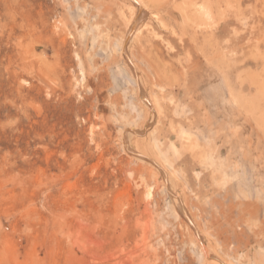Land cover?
<instances>
[{
	"label": "rangeland",
	"instance_id": "obj_1",
	"mask_svg": "<svg viewBox=\"0 0 264 264\" xmlns=\"http://www.w3.org/2000/svg\"><path fill=\"white\" fill-rule=\"evenodd\" d=\"M142 251L264 264V0H0V264Z\"/></svg>",
	"mask_w": 264,
	"mask_h": 264
},
{
	"label": "bare ground",
	"instance_id": "obj_2",
	"mask_svg": "<svg viewBox=\"0 0 264 264\" xmlns=\"http://www.w3.org/2000/svg\"><path fill=\"white\" fill-rule=\"evenodd\" d=\"M139 4H141L140 2H139ZM201 7V9H204L205 7L202 5V6H200ZM141 8H142V4H141ZM208 8V7H207ZM204 12H205V10H204ZM207 12V11H206ZM206 12H205V14H206ZM204 14V15H205ZM207 15H209V14H207ZM185 18V17H184ZM183 18V19H184ZM208 18V17H207ZM190 19V18H189ZM185 20V19H184ZM184 20H182V21H184ZM186 20H188V18L186 19ZM181 21V22H182ZM188 21H190V20H188ZM162 22V21H161ZM208 24V23H207ZM165 25V24H164ZM163 25V26H164ZM180 25V24H179ZM193 25H196V23L195 24H193ZM128 26H129V28H130V21H129V24H128ZM180 26H183V24L182 25H180ZM201 25L199 24V27H200ZM167 26H165V28H166ZM197 27H198V25H197ZM174 28V27H173ZM181 28H183V27H181ZM175 29V28H174ZM221 26L220 27H217V29H216V31L214 32V36H218V38L220 39V32H221ZM182 30V29H181ZM173 31V30H172ZM171 32V31H170ZM183 32V31H182ZM172 33V32H171ZM173 34V33H172ZM181 35V34H180ZM180 37V36H179ZM189 46H187V51H189ZM184 49H186V47L184 48ZM189 54V53H188ZM235 55V54H234ZM202 58H203V56H202ZM222 58V57H221ZM190 59V58H189ZM201 60V59H200ZM189 61V60H188ZM218 62V61H217ZM228 63V62H227ZM191 64V63H190ZM229 64V63H228ZM132 69H133V72H134V75H135V77H136V72H135V68H134V66L133 67H131ZM219 68V67H218ZM222 71H223V69H222ZM220 73V72H219ZM220 74H222V73H220ZM224 74V73H223ZM235 75H238V73L237 74H235ZM221 77H222V75H221ZM223 77H225V76H223ZM238 77V76H237ZM236 77V78H237ZM227 78H229V77H227ZM239 78V77H238ZM138 82H137V84H138V90H139V93L141 94V92H142V89H141V87H140V81L138 80V79H136ZM224 81L226 80V77L223 79ZM229 80V79H228ZM236 80V79H235ZM227 81V80H226ZM225 81V82H226ZM235 82V81H234ZM230 83V82H229ZM227 86V85H226ZM233 90V89H232ZM228 92V91H227ZM231 93V92H230ZM232 93H233V91H232ZM231 93V94H232ZM238 93V92H237ZM235 94V93H234ZM237 95V94H236ZM231 97H233V96H231ZM141 98H142V100H143V102L150 108V110L148 111V113L150 112V115H149V117L152 119L153 117H155V115H156V108H157V102L155 103V101L153 100V101H151V100H149V99H147L146 100V98L141 94ZM232 99V98H231ZM237 99H238V97H237ZM237 101V100H236ZM151 119H149V120H151ZM257 120V119H256ZM232 124V123H231ZM237 128V127H236ZM239 129V128H238ZM236 132V131H235ZM136 133V132H135ZM137 133H139L138 131H137ZM154 137H156V135H154ZM153 139V141L152 142H154L153 144H155V146L156 145H158V144H156V143H158L157 142V140L155 139V138H152ZM149 141V140H148ZM189 141H190V139H189ZM150 144V143H149ZM251 145V144H250ZM154 147V146H153ZM157 147V146H156ZM158 148V147H157ZM156 150V149H155ZM157 150H159V149H157ZM160 151V150H159ZM158 153V152H157ZM161 153V152H160ZM257 156V155H256ZM141 159L142 160H144L145 162H149L151 165H153L155 168H156V170H158L160 173H161V175H162V177H163V179H165V184H166V186L168 187L169 186V181H168V175L165 173V170L163 169V168H161L160 166H158V164L157 163H155L152 159H150V158H148L147 156L146 157H143V156H141ZM230 165V164H229ZM227 167V166H226ZM172 170V169H171ZM174 171V170H173ZM147 183V182H146ZM170 194H171V197H173L174 199H176V197H175V195H173L171 192H170ZM142 203V202H141ZM139 206V205H138ZM180 208V207H179ZM142 210H143V208H142ZM181 213H183L184 214V211H183V209L181 208ZM139 214H140V212H139ZM141 216V215H140ZM140 221V220H139ZM136 224V223H135ZM145 227V226H144ZM144 234V233H143ZM128 235V234H127ZM131 238H133V237H131ZM146 238V237H145ZM134 239V238H133ZM143 239V238H142ZM123 244H125V243H123ZM147 244H148V242H147ZM143 245V244H142ZM124 246V245H123ZM125 247V246H124ZM136 248V247H135ZM120 249V248H119ZM122 249V248H121ZM120 249V250H121ZM125 250V249H124ZM123 250V251H124ZM142 250V249H141ZM131 252V251H130ZM138 252V251H137ZM144 251H142V253H143ZM151 252V251H150ZM149 252V253H150ZM115 253V252H114ZM134 253H135V251H134ZM148 252H144L142 255L140 254V253H138V254H140V255H138L139 257H138V259H139V263L138 264H144L145 263V261L147 262V264H150L151 263V259L150 260H148V258L151 256V253H150V256H148V254H147ZM127 254V253H126ZM115 255V254H114ZM134 256V255H133ZM153 256V255H152ZM116 257V256H115ZM126 257V256H125ZM145 260V261H144ZM150 261V262H149ZM120 262H122L123 263V261L121 260Z\"/></svg>",
	"mask_w": 264,
	"mask_h": 264
}]
</instances>
